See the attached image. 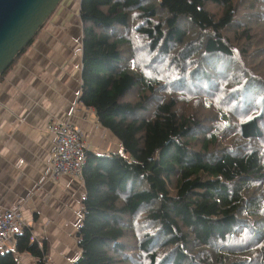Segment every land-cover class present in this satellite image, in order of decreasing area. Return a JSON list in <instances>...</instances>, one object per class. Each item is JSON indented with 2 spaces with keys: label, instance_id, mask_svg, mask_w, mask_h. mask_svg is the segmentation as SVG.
Wrapping results in <instances>:
<instances>
[{
  "label": "trees",
  "instance_id": "obj_1",
  "mask_svg": "<svg viewBox=\"0 0 264 264\" xmlns=\"http://www.w3.org/2000/svg\"><path fill=\"white\" fill-rule=\"evenodd\" d=\"M80 17V102L123 153L86 152L71 264H264V0H81ZM47 252L28 227L0 264Z\"/></svg>",
  "mask_w": 264,
  "mask_h": 264
},
{
  "label": "crops",
  "instance_id": "obj_2",
  "mask_svg": "<svg viewBox=\"0 0 264 264\" xmlns=\"http://www.w3.org/2000/svg\"><path fill=\"white\" fill-rule=\"evenodd\" d=\"M81 0H62L32 43L0 78V208L19 211L34 239L46 243L49 264L80 255L83 181L51 177L53 122L84 131L88 151L122 154L120 141L80 102L83 70ZM12 244L0 251L14 250ZM20 264H38L28 254Z\"/></svg>",
  "mask_w": 264,
  "mask_h": 264
},
{
  "label": "built area",
  "instance_id": "obj_3",
  "mask_svg": "<svg viewBox=\"0 0 264 264\" xmlns=\"http://www.w3.org/2000/svg\"><path fill=\"white\" fill-rule=\"evenodd\" d=\"M48 133L53 136L55 142L51 166L52 179L58 180L67 176L83 181L88 151L84 131L69 123L53 122L48 126ZM26 228L28 225L19 211L0 208V249L8 244L15 247L18 237Z\"/></svg>",
  "mask_w": 264,
  "mask_h": 264
},
{
  "label": "water",
  "instance_id": "obj_4",
  "mask_svg": "<svg viewBox=\"0 0 264 264\" xmlns=\"http://www.w3.org/2000/svg\"><path fill=\"white\" fill-rule=\"evenodd\" d=\"M62 0H0V76L34 40Z\"/></svg>",
  "mask_w": 264,
  "mask_h": 264
},
{
  "label": "rangeland",
  "instance_id": "obj_5",
  "mask_svg": "<svg viewBox=\"0 0 264 264\" xmlns=\"http://www.w3.org/2000/svg\"><path fill=\"white\" fill-rule=\"evenodd\" d=\"M246 5H249V2L246 4ZM257 17L259 18V17H262L259 13H257ZM257 20V19H256ZM77 243V242H76ZM78 247V246H77ZM79 249V248H78ZM81 256V251H80V255L79 256H77L76 258H74L75 260L74 261H76L79 257ZM46 258H47V256H46ZM46 264H49V262H48V258H47V261H46Z\"/></svg>",
  "mask_w": 264,
  "mask_h": 264
}]
</instances>
